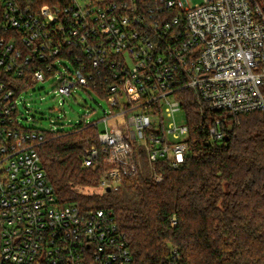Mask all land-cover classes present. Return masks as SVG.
<instances>
[{
  "label": "built area",
  "instance_id": "obj_1",
  "mask_svg": "<svg viewBox=\"0 0 264 264\" xmlns=\"http://www.w3.org/2000/svg\"><path fill=\"white\" fill-rule=\"evenodd\" d=\"M51 79L63 99L88 88L112 107L85 157L102 192L142 155L177 169L190 150L182 92L219 114L212 140L228 117L264 113V0H0V264H134L113 211L58 203L46 133L20 123L22 96Z\"/></svg>",
  "mask_w": 264,
  "mask_h": 264
},
{
  "label": "trees",
  "instance_id": "obj_2",
  "mask_svg": "<svg viewBox=\"0 0 264 264\" xmlns=\"http://www.w3.org/2000/svg\"><path fill=\"white\" fill-rule=\"evenodd\" d=\"M180 98L185 163L174 169L142 155L137 173L110 192L87 190L104 175L85 166L86 149L99 147L97 126L46 133L39 154L58 203L113 211L134 264H264V113L228 117L224 139L212 140L209 125L219 114L193 91Z\"/></svg>",
  "mask_w": 264,
  "mask_h": 264
},
{
  "label": "rangeland",
  "instance_id": "obj_3",
  "mask_svg": "<svg viewBox=\"0 0 264 264\" xmlns=\"http://www.w3.org/2000/svg\"><path fill=\"white\" fill-rule=\"evenodd\" d=\"M203 2L204 0H183V5L190 8ZM111 110L107 97L88 88H76L71 96L63 99L51 79L35 84L22 96L19 103V120L24 128L45 133L71 131L84 122L98 124V129L103 130L105 125L102 120L105 113L108 114ZM182 119L183 114H177L176 121L181 124ZM87 190L90 193H103L100 186Z\"/></svg>",
  "mask_w": 264,
  "mask_h": 264
},
{
  "label": "water",
  "instance_id": "obj_4",
  "mask_svg": "<svg viewBox=\"0 0 264 264\" xmlns=\"http://www.w3.org/2000/svg\"><path fill=\"white\" fill-rule=\"evenodd\" d=\"M107 191L110 192L111 190L108 189Z\"/></svg>",
  "mask_w": 264,
  "mask_h": 264
}]
</instances>
